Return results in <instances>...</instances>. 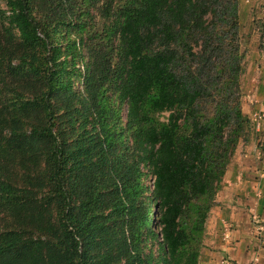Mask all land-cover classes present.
Returning <instances> with one entry per match:
<instances>
[{
  "label": "trees",
  "instance_id": "16d2710c",
  "mask_svg": "<svg viewBox=\"0 0 264 264\" xmlns=\"http://www.w3.org/2000/svg\"><path fill=\"white\" fill-rule=\"evenodd\" d=\"M239 12V0H0V264H199L254 129Z\"/></svg>",
  "mask_w": 264,
  "mask_h": 264
},
{
  "label": "rangeland",
  "instance_id": "374dc122",
  "mask_svg": "<svg viewBox=\"0 0 264 264\" xmlns=\"http://www.w3.org/2000/svg\"><path fill=\"white\" fill-rule=\"evenodd\" d=\"M1 4L4 8H6L4 1H2ZM239 7V33L241 37V48L245 52V72L241 78L242 108L243 111L251 117V124H254V129H251L249 135H255L256 139L254 140L253 138V143H245L243 142L245 139L241 138L234 158L237 156L243 172L252 177L253 172H251L250 168L255 165H264V116L261 115V118L257 117L261 113L264 114V0H239ZM70 33L73 37L72 30H70ZM65 34V31L58 34V41L63 45L66 44L69 38H72H67ZM63 58L64 57L61 56V59ZM71 67L72 66L70 65L69 68ZM77 67H80L82 69V73H84V63H79ZM81 80L82 77H78L76 79L77 88L83 87ZM126 111V103H124L121 111L123 120L125 119ZM230 165L231 163L229 166ZM262 173H264V170ZM243 181L242 177H240V182ZM145 183L149 186L148 191H146V195L149 196L151 195V190L153 188L152 174H149ZM229 186L230 187L227 185L225 188L222 187L216 195L215 203L211 208L207 219L206 234L204 236V245L201 249L200 258L207 255L209 256L206 257L208 260H216L215 264H226V262L230 264H260L259 253L261 250L258 247L263 243L264 231L262 230L264 229V219H259L254 215L255 211L252 206L249 207L248 214L244 215V212L241 214V218H243V220H248V218H250V220L246 222L248 224V228L244 229L245 234L243 237L246 242L247 237V239L252 240V234L257 238V241L254 240L252 244H249L246 250H244V247H241L240 252L245 258L244 261L237 259V254L234 255L229 252L235 248V242L233 240L234 238L236 239V233L240 232V227L232 225L236 221L232 220L233 216L231 218H226L227 220L225 225L222 224L220 226V222L217 220L220 217L223 208L228 207L233 199L236 200V203L243 201L244 199L242 195H239V191L235 190L237 188L235 185L230 184ZM262 188L264 189V185ZM259 198L261 200H259ZM262 198L263 193L261 189H255L251 198H248V201L252 202L251 204H253V206H255V204L258 206H264V204L261 203ZM149 208L150 215L152 216L154 212L153 203L150 204ZM263 209L264 207H262V210ZM234 210L236 209H232V211ZM6 226V221L1 220L0 229L5 228ZM236 244V251H238V243L236 242ZM249 246H251L253 250ZM158 247L159 246L156 240H148V247L146 248L145 253H148L150 249L153 251L152 262H154L159 256ZM204 247L208 249L207 253H203ZM199 264L201 263L199 262Z\"/></svg>",
  "mask_w": 264,
  "mask_h": 264
},
{
  "label": "crops",
  "instance_id": "0c3cea01",
  "mask_svg": "<svg viewBox=\"0 0 264 264\" xmlns=\"http://www.w3.org/2000/svg\"><path fill=\"white\" fill-rule=\"evenodd\" d=\"M255 135H249L248 139L244 140L243 142L248 143V142H254ZM237 158V156L235 158H233L231 165L228 168V171L226 173L225 179H224V186L223 188L230 187L229 185H235L237 188L235 189L236 191H239L238 193H240L239 195L243 196V201H240L238 203H236V200H232L231 204L228 205V207H224L222 210V213L220 215V217L218 218V222H220V226L223 224H226V218H232L233 221H235L232 225L233 226H239L240 227V232L236 233V239L234 238V242H235V248H233V250L229 251L231 254L236 255L237 254V259H240V261H244V257L241 255V247H244V250H246V248L248 247L249 244H252L254 240L257 241V238L254 237V235L251 234L252 236V240H249L246 238V242H245V238L243 237V235L245 234L244 229L248 228V224L246 223L248 220H250V218H248V220H243V218H241V214L244 215L248 214L249 211V207L252 206V208L254 209V215L257 216L259 219H264V209L262 210V207L264 206H258L257 204H255V206H253V204H251L252 202L248 201V198H251L252 193H254V190H259L261 189L262 193H263V198L261 203L264 204V189L262 188V186L264 185V173H262V171L264 170V165H259V166H252L251 172H253L252 177L250 175H246L245 172H243L242 170V166ZM242 174V176H241ZM240 177H242V179L244 180L243 182H240ZM240 182V184H239ZM241 188V189H239ZM255 188V189H254ZM254 189V190H253ZM263 189V190H262ZM262 197V196H261ZM259 200H261L259 198ZM245 201V202H244ZM248 201V202H246ZM254 203V200H253ZM241 206V207H240ZM236 209L234 211H232V209ZM238 210V212H237ZM262 211V212H261ZM231 214V215H230ZM237 217V218H236ZM250 217V216H249ZM222 221V222H221ZM263 227V226H262ZM242 231V232H241ZM264 231V229L262 230ZM264 233V232H263ZM238 243V251H236L237 248V244ZM251 248V246H249ZM205 248V247H204ZM203 248V253H207L208 249H204ZM261 252L260 254V264H264V238H263V243L261 246L258 247ZM252 249V248H251ZM253 250V249H252ZM233 256V255H232ZM206 257H209L207 255H204V257H201L199 262L201 264H215L216 260L212 259V260H208ZM234 257V256H233ZM208 261V262H207ZM207 262V263H206Z\"/></svg>",
  "mask_w": 264,
  "mask_h": 264
},
{
  "label": "built area",
  "instance_id": "2783aa9c",
  "mask_svg": "<svg viewBox=\"0 0 264 264\" xmlns=\"http://www.w3.org/2000/svg\"><path fill=\"white\" fill-rule=\"evenodd\" d=\"M261 115L264 116V114L261 113V114H259L257 117L261 118V117H262ZM226 264H230V263H227V262H226Z\"/></svg>",
  "mask_w": 264,
  "mask_h": 264
}]
</instances>
